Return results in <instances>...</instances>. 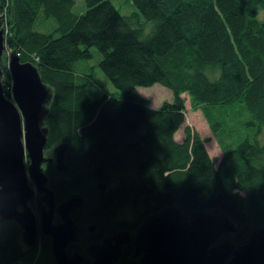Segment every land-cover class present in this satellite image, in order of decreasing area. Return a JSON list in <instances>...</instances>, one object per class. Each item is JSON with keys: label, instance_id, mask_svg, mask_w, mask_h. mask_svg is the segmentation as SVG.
<instances>
[{"label": "trees", "instance_id": "16d2710c", "mask_svg": "<svg viewBox=\"0 0 264 264\" xmlns=\"http://www.w3.org/2000/svg\"><path fill=\"white\" fill-rule=\"evenodd\" d=\"M0 1L5 51L33 62L53 89L47 147L67 143L65 161L79 184L85 172L95 182L123 177L98 198L92 221L129 206L138 220L132 228L177 204L184 213L226 212L240 223L234 237L245 221L251 230L264 226V0H131L130 14L112 0H84L80 10L76 0ZM39 18L55 28L38 29ZM154 83L173 96L158 108L138 91ZM182 92L201 104L211 131L222 132L227 150L218 165L190 126L174 138L185 119ZM65 186L56 182V195ZM20 242L17 223L0 224V264L24 257Z\"/></svg>", "mask_w": 264, "mask_h": 264}, {"label": "water", "instance_id": "95a60500", "mask_svg": "<svg viewBox=\"0 0 264 264\" xmlns=\"http://www.w3.org/2000/svg\"><path fill=\"white\" fill-rule=\"evenodd\" d=\"M4 41L0 1V224L17 223L28 247L36 246L41 234L49 236L55 264H81L82 254L67 249L79 240L72 213L83 207L85 197L75 192L58 203L44 168L53 161L45 155L50 131L45 120L53 89L33 62L22 61L12 50L6 63L11 78L8 98L2 81ZM53 151L54 168L65 171L67 143L56 144ZM97 188L104 191L106 183L99 181ZM37 194L45 203L39 211L31 204ZM56 213L60 221L54 223ZM239 228V222L218 208L184 213L177 204L166 205L145 215L134 229L93 242L85 250L87 264H118L128 245H133V264H264V226L253 228L242 243L220 240ZM88 229L93 232L96 225Z\"/></svg>", "mask_w": 264, "mask_h": 264}, {"label": "rangeland", "instance_id": "374dc122", "mask_svg": "<svg viewBox=\"0 0 264 264\" xmlns=\"http://www.w3.org/2000/svg\"><path fill=\"white\" fill-rule=\"evenodd\" d=\"M112 2L123 14H130L131 12L136 10L131 0H112ZM76 3L77 4L74 6L75 9L80 10L82 5L85 8L84 0H76ZM260 14L261 15L264 14V9H260ZM37 23H38L37 26L39 27L38 29L40 30H53L55 28V23L51 18L44 21H42V19L38 20ZM149 29L150 28L148 25H146V27L144 28L145 31H149ZM90 50L92 51V53L95 54L96 57L94 63L98 71L102 74L101 75L99 73L100 76L104 78L103 73L98 68V62L101 59V54L96 48L92 47ZM7 55L8 53L6 51L2 55V69H3L2 81L5 91L10 93V95H8V98H11V85H10L11 78L9 76V70L6 65ZM106 84L110 90V93L115 95L118 94L117 89H115L114 87L112 89L111 87H109L108 83ZM138 91L148 101L149 106L152 108L160 107V105L164 101H171L173 97L171 90H169L167 87L159 83H154L148 86H139ZM181 96L183 97L185 104V110H184L185 119L181 127L174 133V138L177 141H181L183 138L184 127L190 126L192 129L196 130L202 138L206 140L205 145L207 151L209 155L214 159L215 164L218 165L221 158L223 157V155L226 153L227 150V146L225 145V142L222 138V134H221L222 132L214 133L211 131L205 119L201 104H198L196 101L192 100L189 94H187L186 92H182ZM263 139H264V133H263ZM61 140L62 139L59 138L57 139V141H61ZM57 141L45 149V155L47 157L52 158L53 161L51 163H45L44 168L49 177V186L53 188L54 191H55L56 182L63 181L64 184H66V186L63 188L62 193L56 195V191H55V200L58 203L66 200L71 194L75 192L81 193L85 197L84 205L83 207L80 208V211L77 213L79 240L76 242L75 245L76 246L75 251L80 252L83 256V262L81 264H84L85 263L84 258L85 257L88 258L87 254L85 253V250L93 243V238L91 236L94 233L100 232L99 236H101L100 238H102L105 235H108V233L112 234L119 230L134 229L135 226L132 228L129 227L137 223L138 221L136 219L137 214L129 206L119 207L111 213L108 219L104 220L103 217L101 218V222L99 221V223H102L103 225L102 228L99 227L98 225V228L95 229L93 232L89 231L88 226L94 222L90 218V213L94 209L98 201V198L100 196H103L104 193L109 194L112 189L117 188L122 183L123 177L116 176L108 181L99 180V181H104L106 183V189L104 191H101L97 188V183L99 181L95 182L96 180L90 177L87 174V172H85V178L87 180L85 184L83 183L79 184L78 182H75L74 180L76 174H72L71 170L68 167L65 171H58L54 168L56 162H55V153L53 149L56 144L60 143ZM121 168L124 169L123 171H126L125 166H121ZM127 175H128L127 172L124 173L125 181L129 178V177L128 178L125 177ZM234 190L236 191L237 189L234 188ZM31 204L36 211H39L42 208V206H45V203L41 200V194H37L34 200L31 202ZM56 219H58L57 213L55 214V218L53 219V222H55ZM94 223H98V222H94ZM251 227H253V225H251L250 222L245 221L243 229L236 235V237L233 236L234 234L222 235L220 237V240L234 239V238H236L237 240L241 237L242 234L246 237L249 231L251 230ZM49 241H50V237L45 236L43 234L40 235L38 239V243L34 247H28L21 241L20 244L22 251L23 252L25 251L23 254L24 257L22 259L17 260L16 264H55V261L51 254V250H50L51 244ZM72 252L69 253L71 254ZM131 254H130V258L127 257L128 260L127 264L134 263V260H131L132 258ZM120 262L121 259L119 263Z\"/></svg>", "mask_w": 264, "mask_h": 264}, {"label": "flooded vegetation", "instance_id": "af4514ba", "mask_svg": "<svg viewBox=\"0 0 264 264\" xmlns=\"http://www.w3.org/2000/svg\"><path fill=\"white\" fill-rule=\"evenodd\" d=\"M60 221V218H59V216H58V219H56V221L54 222V223H57V222H59ZM76 221V220H75ZM77 222V221H76ZM91 224H95L96 225V229L98 228V224L97 223H91ZM79 231V230H78ZM49 237V236H48ZM92 238H93V242H96V241H98V240H100L101 238H99V239H96V236H95V233L91 236ZM50 242V241H49ZM76 244H70V246L68 247V251L69 252H74L75 251V248H76V246H75ZM132 247V249L127 253V256H126V258H125V260H124V264H126V262H128V260H127V257L128 258H130V254H131V251L133 250V245H128L127 247H125L124 249H123V255H122V257L124 256V253H125V250L126 249H129V248H131ZM72 252V253H73ZM122 257L120 258V259H122ZM131 260H133L132 258H131ZM84 264H86L87 262H88V259L85 257L84 258Z\"/></svg>", "mask_w": 264, "mask_h": 264}]
</instances>
